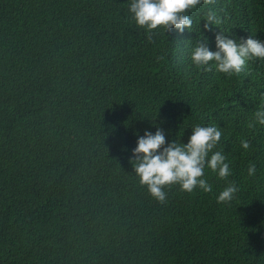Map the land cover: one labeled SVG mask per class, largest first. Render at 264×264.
<instances>
[{"label": "trees", "instance_id": "trees-1", "mask_svg": "<svg viewBox=\"0 0 264 264\" xmlns=\"http://www.w3.org/2000/svg\"><path fill=\"white\" fill-rule=\"evenodd\" d=\"M209 6L228 35L264 40V0ZM206 10L192 32L149 39L128 0H0V264H264V125L248 127L264 60L196 68L200 30L213 49L220 31L203 29ZM195 123L223 127L232 175L206 169L211 192L171 185L161 203L133 173L134 133L187 142ZM228 181L239 191L218 203Z\"/></svg>", "mask_w": 264, "mask_h": 264}, {"label": "clouds", "instance_id": "clouds-1", "mask_svg": "<svg viewBox=\"0 0 264 264\" xmlns=\"http://www.w3.org/2000/svg\"><path fill=\"white\" fill-rule=\"evenodd\" d=\"M212 2L213 0H128V11L135 25L143 29L151 39L154 30H163L164 34L173 29L181 34L185 30L192 32V13L198 7L207 9L201 19L203 29L211 31L214 26L220 29L221 18L209 6ZM227 33L221 29L215 32L213 49L200 30V36L189 52L191 63L204 71H212L214 68L217 72L231 76L244 71L249 61L264 60V40L254 35L235 38ZM257 125H264V106L254 112L248 123L249 128ZM153 126L156 129L154 132L145 129L143 135L139 131L134 133L137 136L136 146L131 149L129 160L140 184L157 201L166 202L165 188L171 185H179L182 191L189 193L196 189L211 192L212 184L205 175L206 169L224 180L232 175L228 157L223 148L218 147L221 145L223 127L217 123L190 125L191 135L187 142L181 139L183 133L179 139L176 137L166 140L163 128L158 124ZM240 144L245 150L251 146L248 139H242ZM256 171L257 165L249 162L248 175L255 176ZM238 191L239 186L234 181H228L217 194V202L233 201Z\"/></svg>", "mask_w": 264, "mask_h": 264}, {"label": "bare ground", "instance_id": "bare-ground-1", "mask_svg": "<svg viewBox=\"0 0 264 264\" xmlns=\"http://www.w3.org/2000/svg\"><path fill=\"white\" fill-rule=\"evenodd\" d=\"M251 25H252V24H251ZM247 33H248V32H247ZM247 35H248V34H247ZM108 58H109V57H108ZM257 62H258V61H257ZM261 62H262V61H261ZM93 66H94V65H93ZM96 67H97V66H96ZM102 70H103V69H102ZM263 80H264V79H263ZM164 102H165V101H164ZM36 103H37V102H36ZM165 103H166V102H165ZM13 130H14V129H13ZM7 132H9V131H7ZM14 132H15V131H14ZM17 132H18V131H17ZM28 132H29V130H28ZM3 134H4V133H3ZM17 138H18V137H17ZM31 138H32V137H31ZM23 140H24V139H23ZM5 142H6V141H5ZM15 143H16V142H15ZM11 144H12V143H11ZM1 146H2V145H1ZM4 146H5V145H4ZM42 154H43V153H42ZM46 154H47V153H46ZM29 156H30V155H29ZM37 156H39V155H37ZM45 156H46V155H45ZM47 156H48V155H47ZM47 156H46V157H47ZM23 157H24V156H23ZM51 157H52V155H51ZM51 157H50V158H51ZM24 158H25V157H24ZM40 159H41V158H40ZM22 160H23V159H22ZM37 160H38V159H37ZM32 161H33V160H32ZM40 161H41V160H40ZM30 162H31V161H30ZM30 162H29V163H30ZM24 163H25V162H24ZM38 163H39V162H38ZM25 165H26V163H25ZM41 165H42V164H41ZM43 165H44V164H43ZM21 166H22V165H21ZM26 166H27V165H26ZM44 166H45V165H44ZM39 167H40V166H39ZM37 168H38V167H37ZM25 169H26V168H25ZM30 169H32V168H30ZM33 169H34V168H33ZM40 169H41V168H40ZM40 172H41V171H40ZM43 173H44V172H43ZM35 174H36V173H35ZM41 174H42V173H41ZM39 175H40V174H39ZM40 176H41V175H40ZM46 176H47V175H46ZM46 176H45V177H46ZM216 176H217V175H216ZM216 176H214V177H216ZM19 178H20V177H19ZM46 178H47V177H46ZM51 184H52V183H51ZM16 186H17V185H16ZM51 187H52V186H51ZM18 190H19V189H18ZM22 190H23V189H22ZM87 194H88V193H87ZM182 194H183V193H182ZM239 198H240V197H239ZM7 200H8V199H7ZM207 200H208V198H207ZM209 200H210V199H209ZM188 203H189V202H188ZM216 203H217V202H216ZM216 205H217V204H216ZM175 206H176V205H175ZM178 207H179V206H178ZM191 208H192V207H191ZM209 209H210V208H209ZM207 210H208V209H207ZM176 211H177V210H176ZM122 212H123V210H122ZM194 212H195V211H194ZM121 214H122V213H121ZM181 214H182V213H181ZM194 214H195V213H194ZM216 214H217V213H216ZM133 215H134V214H133ZM201 215H202V214H201ZM127 216H128V215H127ZM181 216H182V215H181ZM142 218H143V217H142ZM184 218H185V217H184ZM186 218H187V217H186ZM122 219H123V217H122ZM129 219H130V218H129ZM197 219H198V218H197ZM131 220H132V219H131ZM189 220H190V219H189ZM204 220H205V219H204ZM135 221H136V220H135ZM149 221H150V220H149ZM133 222H134V221H133ZM140 222H141V221H140ZM185 222H186V221H185ZM208 222H209V221H208ZM128 223H129V222H128ZM138 223H139V222H138ZM210 223H211V222H210ZM213 224H214V223H213ZM213 224H211V225H213ZM148 225H149V224H148ZM189 225H190V224H189ZM191 225H192V224H191ZM191 225H190V226H191ZM197 225H199V224H197ZM131 226H132V225H131ZM131 226H130V227H131ZM138 226H139V225H138ZM138 226H137V227H138ZM132 227H133V226H132ZM137 227H135V228H137ZM204 227H205V226H204ZM144 228H145V227H144ZM196 228H197V227H196ZM90 229H91V228H90ZM151 229H152V228H151ZM191 229H192V228H191ZM146 230H148V229H146ZM193 230H194V229H193ZM139 231H140V230H139ZM141 231H142V229H141ZM135 232H136V230H135ZM147 232H148V231H147ZM191 232H192V231H191ZM203 232H204V231H203ZM143 233H145V232H143ZM143 233H142V234H143ZM187 233H188V232H187ZM146 234H147V233H146ZM196 234H197V233H196ZM196 234H195V235H196ZM201 234H202V233H201ZM201 234H200V235H201ZM138 235H139V234H138ZM144 235H145V234H144ZM183 235H184V234H183ZM197 236H198V235H197ZM147 237H148V236H147ZM155 237H156V236H155ZM191 237H192V236H191ZM156 238H157V237H156ZM198 238H199V237H198ZM145 239H147V238H145ZM152 239H153V238H152ZM200 239H201V238H200ZM141 240H142V238H141ZM141 240H140V241H141ZM143 240H144V239H143ZM150 240H151V239H150ZM150 240H149V241H150ZM232 240H233V239H232ZM98 241H99V240H98ZM196 241H197V240H196ZM100 242H101V241H100ZM245 243H246V242H245ZM141 244H142V243H141ZM144 244H145V242H144ZM144 244H143V245H144ZM196 244H197V243H196ZM196 244H195V246H196ZM198 244H200V243H198ZM204 244H206V243H204ZM86 245H87V244H86ZM202 245H203V244H202ZM197 246H199V245H197ZM142 247H143V246H141V248H142ZM139 248H140V247H139ZM143 249H144V248H143ZM139 250H140V249H139ZM184 250H185V249H184ZM109 251H111V250H109ZM146 251H147V249H146ZM138 252H139V251H138ZM192 253H193V252H192ZM107 254H108V253H107ZM217 257H218V256H217ZM205 263H206V262H205ZM237 263H238V262H237Z\"/></svg>", "mask_w": 264, "mask_h": 264}]
</instances>
